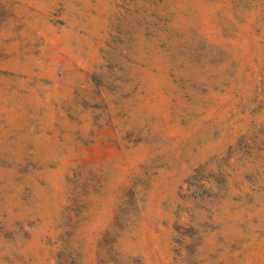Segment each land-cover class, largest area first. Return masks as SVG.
Listing matches in <instances>:
<instances>
[{"label":"rangeland","instance_id":"obj_1","mask_svg":"<svg viewBox=\"0 0 264 264\" xmlns=\"http://www.w3.org/2000/svg\"><path fill=\"white\" fill-rule=\"evenodd\" d=\"M0 264H264V0H0Z\"/></svg>","mask_w":264,"mask_h":264}]
</instances>
